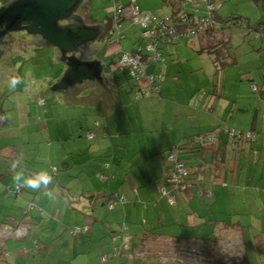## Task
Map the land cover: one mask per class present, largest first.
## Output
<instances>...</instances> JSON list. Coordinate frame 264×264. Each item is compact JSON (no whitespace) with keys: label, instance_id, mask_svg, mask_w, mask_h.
<instances>
[{"label":"crops","instance_id":"1","mask_svg":"<svg viewBox=\"0 0 264 264\" xmlns=\"http://www.w3.org/2000/svg\"><path fill=\"white\" fill-rule=\"evenodd\" d=\"M132 1L139 6L136 0ZM170 2L172 8L164 14L172 15L185 7L183 0ZM204 7L203 4L199 8L190 5L186 11L195 13L197 17ZM217 11L215 7L216 15L220 18ZM99 12L100 8H97L82 14L78 11V14L87 25L105 28L103 35L92 45L93 51H99L92 59L101 60L100 55L105 60L109 58L105 79L113 89V94L106 93L96 82H85L83 86L71 90V97L39 92L38 99L44 100L45 105L43 108L37 101L38 106L35 107L19 89L27 80L25 71L36 81L44 78V82L37 83L41 89L58 82L66 67H54L52 64L54 54L58 59L57 50L37 47L30 41L23 44L24 48L35 52L31 59L40 55L48 60L46 69L34 71L38 65L34 64L33 69L22 70L20 76V70L13 73L11 67L4 66L7 76L0 94L9 92L12 74L19 77L20 82L15 90H11L15 92L11 109L0 107V233L8 225L31 226L33 236L36 233H50L55 230L52 226L54 215L63 219L69 214L75 218L74 226H89L90 231L83 235L90 234L92 239L97 237V240L101 238L104 241L103 256L110 255L114 245H125L127 250L145 246L159 249L163 242L178 238L207 249L221 240L237 238L241 244L236 264H259L258 256L264 257V174L254 182L251 179L253 176L247 181L238 175L234 176L235 146L224 128L227 116L232 117L231 121L250 118L254 121L253 127H256V123L264 119V91L259 88L255 92L252 87L250 94L259 93L258 99H255L256 96L248 99L244 93H237L235 99L225 93L230 88L235 90L240 81L245 83L250 80L239 66H231L224 59L229 56L222 50L221 43L231 40L233 28L202 33L174 44H160L164 61L150 64L146 72L163 75L158 82L161 91L157 95L136 100L137 93L142 92L145 86L142 83L141 89L136 87L133 99L132 86H124L126 74L112 67L119 58L114 42L116 38L108 36L112 13L110 8L107 9L109 18L105 23L101 21ZM135 43L136 48L130 52L134 53L143 45L140 33ZM40 49L51 50L37 52ZM108 50L113 53H108ZM188 50L198 53L199 59H202L194 63L195 69L190 73L205 65L211 82L221 74L222 85L218 84L216 91L222 86L221 98L226 100L225 103L210 101L207 92L205 98L192 100L195 85L188 83V71L183 68L191 58L188 57ZM10 51L14 55L8 57ZM10 51L5 54L3 61L22 54L15 53L14 48ZM220 56H223L224 61H219ZM176 58L179 63L180 59L184 63L179 66H176L177 62L170 63L169 59ZM229 73L231 83L228 85ZM244 86L242 84L240 87L243 89ZM50 95H59L56 96L59 99L51 98ZM123 103L125 111L122 109L120 113L112 115L116 104ZM56 107L64 110V117L58 120L55 119ZM100 109L102 114L97 117L94 114ZM48 114L49 119L42 117ZM54 121H63V126L57 127V136L53 134ZM212 133L218 135L217 143L193 149L192 152V147L187 150L186 163L191 171L189 187L186 192L180 193L175 208L168 207L165 200L159 199L158 187L165 186L164 177L171 168L168 159L171 150L182 145L190 147V142L196 137ZM255 134L254 152L263 155L264 131ZM89 135L94 136L90 139ZM41 144L45 145V151L37 147ZM31 145L36 150L30 149ZM55 160L62 163L61 168L55 165ZM259 161L258 165L264 169L263 156ZM105 163L110 164L109 169L104 167ZM54 167L57 169L54 170ZM42 169L52 175V183L48 188L39 191L25 188L20 199L6 195L8 186L16 184L13 181L16 173L34 176ZM99 172L106 178H98ZM46 192H51V196L45 195ZM112 194L125 195L127 202L109 211L107 203ZM211 199L215 200V205L207 207V201ZM155 200H158V204L153 207L151 202ZM142 202L148 203L147 208L143 207ZM30 203L36 207L27 208L26 205L29 207ZM220 203L227 204V210L216 205ZM22 206H26V210ZM123 228H127L128 236H118ZM205 231H208L207 234ZM115 234L118 236L116 240L113 238ZM4 241L1 247L7 248L12 240ZM102 263L125 264L115 258Z\"/></svg>","mask_w":264,"mask_h":264},{"label":"rangeland","instance_id":"2","mask_svg":"<svg viewBox=\"0 0 264 264\" xmlns=\"http://www.w3.org/2000/svg\"><path fill=\"white\" fill-rule=\"evenodd\" d=\"M11 1L12 0H0V4L1 6H4L9 4ZM120 1L124 5H129L131 2V0ZM136 1L143 10L150 11L153 13H168L169 9L172 8L170 0ZM213 2L215 3V7L218 10L217 12L221 18H238L246 22V26L244 29L234 27L232 29L234 34L233 37H231V40L228 43L222 42L221 44L223 45L222 50H224L225 54L229 56L228 58H224L225 61L227 63L229 62L231 66H239L242 73H244L246 77L250 80H246L245 83H242L240 81V83H238L239 86H237L235 90L230 88V90H226L225 93L227 95H231V97L233 96L235 99L237 93L239 95L244 93L246 95V98L248 99L253 98L254 96H256L255 99H258L260 97L259 93H254L253 95L252 93L250 94V92H252V87L255 86L259 87L264 91V40L262 38L256 37L255 33L249 32L247 28L248 26H255L260 22L264 21V0H213ZM112 6L113 0H85L78 11H81L82 14L84 11L88 13L91 10L94 11L95 9L100 8L99 13L101 21L106 23L109 18V13L107 12V9H111ZM202 10L205 9L202 8ZM200 12L203 13V11ZM121 33L125 36L124 39H122L120 42L121 45H123L124 47V51L128 53H133L130 52V50L132 48H136L137 44L135 42L136 38L138 37V34L140 33V36L142 37L140 25L135 24L132 20L125 19L122 22ZM9 36L13 42L12 48H14V52H21L22 54L18 57H14L13 59H8L6 62L0 61V66H5L7 68L11 67L13 73H16L20 70V76L22 75V70L25 71V69L28 68L33 69L34 64H38L37 68L34 71H40L43 70V68H47L48 60H46L44 57H41L40 55H38L36 59H31L35 52L29 51L24 48L23 44L30 42V39L27 36H25L23 33H10ZM114 36L116 38L118 36V33L116 32ZM40 50L41 51L37 52H46L50 51L51 49ZM188 52V57L190 58L191 56V58L189 59V61H187L186 64L183 65V68L188 71L186 72L188 83L192 86L195 85L193 89L194 96H192V100L195 101V99L201 100L202 98H205L207 96L205 95V92H207L209 93L208 95L210 101L212 100V102L214 103H225L226 100H223L221 98L222 86L219 87L218 91H216L217 85H222L221 74L219 73V75H217V77L214 79V82H211L210 76L206 74L208 72L205 69V65L204 68H200L198 71L190 73L192 70L195 69L194 63L201 62L202 59H199L198 53L191 50H188ZM108 53L112 54L113 51L108 50ZM12 55H14V53L10 51L8 57H11ZM222 57L219 61L223 60ZM100 58L104 64H109L108 57L106 58L108 60H105L102 55H100ZM29 59H31L32 61H30ZM53 60L54 61L52 64H54V67L64 65L63 63L58 61L56 54H54ZM169 60L172 64L177 62L176 66H179L184 63L182 59H180V63L179 59L177 58L176 60ZM221 70L222 69H220V72ZM11 76L13 77L14 74H12ZM25 76L28 81L26 80V82H23V84L20 85L19 89H21V92L25 96H27V100L30 101L33 106L37 107V101H39L38 98L40 95L39 92L46 90L48 87L41 89L37 85L38 81L44 82V78L36 81L31 75H29V73H27V71H25ZM230 76L231 74L229 73L227 82L228 85L229 83H231ZM22 80L24 81V79ZM124 80V86L128 87L129 85L128 88H131L132 86L133 95L131 97H133L134 99L137 84L136 80L130 79L128 76H126ZM242 84L245 85L243 89L240 87ZM117 92L119 91L117 90ZM13 93L15 92L11 91L10 89L8 93L2 92L0 94L2 96L0 107H4V110L11 109V102L14 101ZM122 94H124L123 91ZM50 96L51 98L59 99L58 97H56L59 95ZM48 105L49 103L47 104V107ZM41 107L44 108V106ZM124 107H126L124 103L123 105L116 104L115 110L112 115L120 113V111H122ZM123 111H125V109H123ZM54 112L56 115V120H58L60 117H64L63 109L56 107V111ZM10 113H12V110L9 111V114ZM101 114L102 113L100 109L94 115L100 117ZM42 117L49 119V114L48 116ZM231 118L232 117L227 116L225 126L229 128H234L237 131L243 133L242 137H236L232 139V142H234L235 146V154L233 157L235 160L234 176L238 175L241 179H244L245 181H247L250 177L253 176L254 178L252 177L251 179L252 182H254L256 178H261L264 174L263 167L258 165V163L260 162V157L263 156L264 159V154L260 155V153L259 155H257L256 152H254V149L256 147L254 143V137L252 139H249L246 134L248 132H251L254 135H257L255 133H258L261 130L264 131V119H260L259 122L256 123V127H253L254 121L250 118L237 121H231ZM52 125L54 130L53 134L57 136V127L63 126V121H54ZM44 144L46 145V142ZM45 145L41 144L37 147L41 148L42 151H45ZM29 148L35 149V146L31 145ZM32 152L34 155H36L34 153L35 151L32 150ZM55 161V165L61 168L62 163L59 160ZM30 162L33 163L32 161ZM58 173L60 174V171ZM178 194L179 193H176L177 198L179 197ZM11 201H16V199H12ZM207 202V207L215 205L214 199L208 200ZM216 205L220 208L227 210V204L220 203ZM26 206L28 208V204ZM26 206H22V209H25ZM81 212L83 213V211ZM86 212L87 211H84V213ZM52 222H54L52 226L55 230H51L50 233H36L33 236L30 231L28 236L22 239H9L12 241L9 242L7 248L3 246L1 247V242L4 243L5 238L3 236H0V239H3V241L0 240V264H103L101 262V257L104 255L103 248L105 244L101 238L97 240V237H94L92 239L90 234L71 236L69 233V229L75 227L74 223L76 221L75 218L69 214L66 218L63 219H60L57 215H54ZM207 232L208 231H205L206 234ZM2 234L6 235V233L4 232H2ZM209 237H211V235ZM31 242L33 243V245L31 244ZM15 260L17 262H15ZM111 260L112 259H110V261ZM257 262L259 264L264 263V257L258 256Z\"/></svg>","mask_w":264,"mask_h":264},{"label":"built area","instance_id":"3","mask_svg":"<svg viewBox=\"0 0 264 264\" xmlns=\"http://www.w3.org/2000/svg\"><path fill=\"white\" fill-rule=\"evenodd\" d=\"M172 1L178 2V0ZM201 4L205 6L206 10L198 19H194L193 15L190 16L186 13L185 10L187 6L192 5L199 8ZM184 6L183 10L179 11L177 14V21L173 22L170 16H161L156 13L142 11L135 1H132L129 5H123L120 0H113V6L111 8L112 24L108 31V36L112 37L116 32L118 33L114 42H116L115 45L119 53V58L112 67L119 70H129L132 78L139 81L140 84L143 83L145 86L144 92L149 96L159 94L158 81L162 78L161 74H147L146 72V68L150 64L164 61L161 52L157 49L156 44L158 41L171 43L172 40L180 37H193L205 33L210 28L220 30L222 27L220 23L215 21L216 14L212 0H184ZM197 8L195 10H197ZM123 19L132 20L135 24L140 25L143 40L147 39L149 41L146 46H139L134 53L123 51L120 44L121 40L125 37L121 33ZM181 28H183L184 34L178 35ZM253 89L255 91L258 90L257 87H253ZM141 97L142 95L137 94L136 100L141 99ZM38 104L44 106L45 102L44 100H39ZM225 132L232 138L236 137L238 134L236 130L226 126ZM247 135L248 137H251V133H248ZM93 136L94 135H89V138L91 139ZM197 140L202 143H214L217 141V136H199ZM181 153L182 151L179 149L170 152L169 162L171 163V168L166 178V184L174 188L185 190L186 187L184 182L189 175V171L184 162L180 159ZM109 167V165H106V168ZM54 170H56V168H54ZM97 177L100 179L106 178V176L101 173H98ZM23 189L24 186L17 185L14 189L10 190L9 195L14 196L20 194ZM159 192L163 197L167 198L169 205L174 206L176 204L175 198L170 194L166 187L160 186ZM208 196L211 195L209 194ZM125 201L126 198L124 195L115 194L109 198V209H113L117 203H124ZM28 230V226H22L16 230H10L8 227H5L2 232L6 233V235L0 233V236H3L5 239L11 236L20 239L27 235ZM123 230H125V228H123L122 231ZM89 231L90 228L84 226L73 228L71 233L78 235L81 233H88ZM240 244L241 243L238 240L235 245L240 246ZM113 255L119 259H148L151 252L148 249H138L131 253L116 246ZM155 256L160 264H203L207 261V257L201 249L173 240L168 242V248H163L159 252H156ZM105 260L106 257L103 258V261Z\"/></svg>","mask_w":264,"mask_h":264},{"label":"water","instance_id":"4","mask_svg":"<svg viewBox=\"0 0 264 264\" xmlns=\"http://www.w3.org/2000/svg\"><path fill=\"white\" fill-rule=\"evenodd\" d=\"M84 1L13 0L0 7V25L4 28L0 39L6 34L23 33L37 47L55 48L58 61L65 65L59 81L44 93L71 97V90L83 86L85 82H96L106 93H114L105 79L106 64L98 58L92 59L99 53L93 51L92 45L103 35L105 28L87 25L78 14ZM11 44L12 40L5 46L11 47ZM6 76L4 67L0 66V92Z\"/></svg>","mask_w":264,"mask_h":264},{"label":"trees","instance_id":"5","mask_svg":"<svg viewBox=\"0 0 264 264\" xmlns=\"http://www.w3.org/2000/svg\"><path fill=\"white\" fill-rule=\"evenodd\" d=\"M212 2H213V0H212ZM183 3H184V0H183ZM213 4H214V2H213ZM124 5V4H123ZM215 7V6H214ZM204 9H205V7H204ZM181 10H183V8H179L174 14H172V15H168V14H164V13H156V14H158V15H161V16H170L171 17V19H172V21L174 22V21H177V14H178V12L179 11H181ZM206 10V9H205ZM205 10H203V13H201L200 15H198L197 17H196V15H195V13H189V12H187L186 10V13L188 14V15H192L193 14V17H194V19H198L199 17H201L203 14H204V12H205ZM201 11V10H200ZM215 14H216V12H215ZM84 19V18H83ZM112 19V18H111ZM125 19H123L122 21H124ZM127 20V19H126ZM112 21V20H111ZM215 21L216 22H218V23H220L221 24V29L220 30H223V29H225V28H234V27H237V28H240V29H244L245 28V26H246V22H244L243 20H240V19H238V18H230V17H228V18H226V19H223V18H218L217 17V15H216V18H215ZM180 28V27H179ZM248 30H249V32H254L255 33V36L256 37H259V38H262L263 40H264V21H262V22H260L259 24H257V25H255V26H248V28H247ZM214 30H218V29H213V28H210L209 30H207L205 33H207V32H213ZM184 33H183V28H181L180 30H179V32H178V35H183ZM184 38H189V37H180V38H178V39H175V40H172L171 41V43H167V42H165V41H158V43L156 44L157 45V49L159 50V52H161V54H162V56H163V53H162V51L160 50V48H159V45L160 44H174V43H176V42H179V41H181L182 39H184ZM149 41L146 39V40H144V43H143V45L142 46H146L147 45V43H148ZM163 58H164V56H163ZM120 71H122L123 73H125L126 74V76H128L130 79H134V78H132L131 76H130V72H129V70H120ZM155 74H161V73H155ZM162 78H163V75H162ZM162 78L160 79V80H162ZM134 80H136V79H134ZM160 80L158 81V82H160ZM136 82H137V84H136V87L137 88H139V89H141V87H140V82L139 81H137L136 80ZM159 86V85H158ZM255 87H257V86H255ZM257 91H255L254 89V91L255 92H258L259 91V87H257ZM160 87H159V93H160ZM137 94H139V95H142V97L143 96H149V95H147L145 92H144V90H142V92H138ZM151 96V95H150ZM154 96V95H153ZM141 97V98H142ZM224 131H225V128H224ZM238 134H237V136L236 137H242L243 136V133L242 132H239V131H236ZM226 133V132H225ZM248 133H251V132H248ZM247 133V134H248ZM246 134V136L248 137V135ZM210 135H216L217 136V141L216 142H214V143H217L218 141H219V138H218V135L216 134V133H212V134H209V135H200V137H203V136H210ZM226 135L228 136V138L229 139H234V138H236V137H234V138H232V137H230L229 136V134H227L226 133ZM253 133H251V137H248L249 139H252L253 138ZM199 137V136H198ZM198 137H196L194 140H192L191 142H190V145H192V146H190V147H188L189 145H182V146H177V147H175L174 149H172L171 150V152L173 151V150H175V149H179V150H181L182 151V153L180 154V159H181V161L182 162H184V164H185V166H186V168H187V170L189 171V175L187 176V178L185 179V182H184V185H185V187H186V189L185 190H181V189H178V188H174V187H172V186H169V185H167L166 184V178H167V176H168V174L164 177V181H165V186H161V187H166L167 189H168V191L170 192V194L175 198V201H176V204L178 203V198H177V196H176V193H179L178 195H180V193H184V192H186L187 191V189H188V182H189V180H190V175H191V171H190V169H189V167L187 166V161H186V153H187V150L188 149H190L191 147V152H192V150L193 149H201V148H204V147H206V146H208V145H210V144H212V142H207V143H202V142H199L198 140H197V138ZM195 146V147H194ZM170 155V154H169ZM169 157V156H168ZM169 159V158H168ZM106 165H109L110 166V164H108V163H105L104 164V167L106 168ZM54 168H56V167H54ZM57 169V168H56ZM106 169H109V168H106ZM99 173H101V172H99ZM101 174H103V173H101ZM104 175V174H103ZM105 176V175H104ZM18 184H15V185H10V186H8V188H7V192H6V195L8 196V197H16V196H19L22 192H23V190L25 189V187H24V189L22 190V192L20 193V194H16V195H14V196H11V195H9V192H10V190L11 189H14V187L15 186H17ZM20 185H22V183L20 184ZM160 187V186H159ZM159 187H158V197H159V199H163V200H165V202H166V204H167V206L168 207H170V208H172V207H174V206H176V204L174 205V206H171V205H169V203H168V200H167V198L166 197H163L161 194H160V192H159ZM115 194H112L110 197H112V196H114ZM117 195H119V194H117ZM125 196V195H124ZM125 198H126V196H125ZM127 202V198H126V201L124 202V203H126ZM124 203H117L116 205H115V207L113 208V209H109V201H108V203H107V206H108V209H109V211H114L115 210V208H116V206H118V205H120V204H124ZM143 203V207L144 208H147V206H148V203L147 202H142ZM157 204H158V200H155V201H153V202H151V205L153 206V207H155V206H157ZM33 207H36V205H34V204H32V203H30L29 204V209H32ZM9 226V225H8ZM8 226H5V227H8ZM85 226H87V225H85ZM20 227H22V226H18V227H15V226H9L8 228L10 229V230H16L17 228H20ZM29 227V230H28V233H27V235L26 236H28V234L30 233V231H31V229H32V227L31 226H28ZM75 227H84V226H75ZM75 227H73V228H75ZM89 227V226H88ZM124 227V226H123ZM73 228H70L69 229V233H70V235L71 236H80V235H83V234H87V233H81V234H78V235H74V234H72L71 233V230L73 229ZM126 230H127V228H125V230H121L122 231V233H121V231L119 232V234H118V236H121V235H125V236H128V233H126ZM25 236V237H26ZM118 236H117V234H115L114 235V240H116L117 238H118ZM11 238H15L14 236H11V237H9V238H6V239H11ZM24 238V237H23ZM15 239H17V238H15ZM20 239H22V238H20ZM175 239V238H174ZM239 239H237V238H233V239H224V240H221L220 241V243H217V245H215L214 247H211V248H208L207 247V249L205 248V247H203V246H197V245H193V244H191V243H188V242H186V241H183L182 239H178V238H176L175 240H173V241H176V242H181V243H183V244H186V245H190V246H192V247H196V248H199V249H201L203 252H204V254L206 255V257H207V261L206 262H204L203 264H210L211 262H217V263H219V264H236L237 262H238V257H239V250H238V247L239 246H236L235 244H236V241H238ZM240 241V240H239ZM168 242H170V241H165V242H163L161 245V247L159 248V249H154V248H152V247H148V246H145V247H136V248H134V249H132V250H127V248L125 247V245L123 246V245H114V248L117 246V247H119L120 249H122V250H126L127 252H134V251H136V250H138V249H148V250H150V252H151V255L148 257V259H143V258H137V259H134V260H129V259H126V258H121V259H119L118 257H115L113 254H114V248H113V252L110 254V255H105V256H102L101 257V261L102 262H108V260L109 259H113V258H115V259H118V260H122V261H124V263L125 264H135L136 262H142V263H144V264H160L159 262H158V260H156V252H159L160 250H162L163 248H168ZM240 243H241V241H240ZM104 257H106V260L105 261H103V258ZM262 264H264V263H262Z\"/></svg>","mask_w":264,"mask_h":264},{"label":"clouds","instance_id":"6","mask_svg":"<svg viewBox=\"0 0 264 264\" xmlns=\"http://www.w3.org/2000/svg\"><path fill=\"white\" fill-rule=\"evenodd\" d=\"M20 82V78L13 76L9 82L10 89L15 90L16 85ZM13 181L25 188L31 189L32 191H39L42 188H48L52 183V175L49 171L42 169L34 176H24L23 173H16L13 176ZM45 195L51 196V192H46Z\"/></svg>","mask_w":264,"mask_h":264},{"label":"flooded vegetation","instance_id":"7","mask_svg":"<svg viewBox=\"0 0 264 264\" xmlns=\"http://www.w3.org/2000/svg\"><path fill=\"white\" fill-rule=\"evenodd\" d=\"M61 24H65V23H61ZM3 30H4V28L0 25V32H2ZM10 40L11 39H10L9 34H6L3 38L0 39V59L5 58V54H7L8 51L12 50V44H11V47L5 46V45L9 44ZM1 100H2V98H1ZM1 100H0V102H1Z\"/></svg>","mask_w":264,"mask_h":264}]
</instances>
